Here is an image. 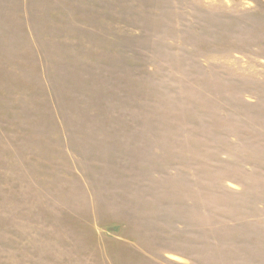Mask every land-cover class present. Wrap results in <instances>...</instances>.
<instances>
[{
    "label": "rangeland",
    "instance_id": "1",
    "mask_svg": "<svg viewBox=\"0 0 264 264\" xmlns=\"http://www.w3.org/2000/svg\"><path fill=\"white\" fill-rule=\"evenodd\" d=\"M0 264H264V0H0Z\"/></svg>",
    "mask_w": 264,
    "mask_h": 264
}]
</instances>
